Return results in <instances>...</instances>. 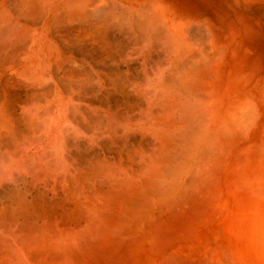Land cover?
<instances>
[{"label": "bare ground", "instance_id": "obj_1", "mask_svg": "<svg viewBox=\"0 0 264 264\" xmlns=\"http://www.w3.org/2000/svg\"><path fill=\"white\" fill-rule=\"evenodd\" d=\"M115 2L0 0V264H264V92Z\"/></svg>", "mask_w": 264, "mask_h": 264}, {"label": "rangeland", "instance_id": "obj_2", "mask_svg": "<svg viewBox=\"0 0 264 264\" xmlns=\"http://www.w3.org/2000/svg\"><path fill=\"white\" fill-rule=\"evenodd\" d=\"M110 1L112 3L115 1H124L127 7L139 11H150L152 8L160 11L164 16L172 20L173 26H171L170 29L173 33H175L177 29L184 30V39L182 40H184L183 42H185L187 46L188 44L192 46V44L195 43L193 46L196 48L197 46H205L209 50H212V46H214L215 50L221 52L217 54L218 56L216 58H221L226 69L233 68L235 73L239 74L238 79L242 87H248L250 90L256 89L259 91L262 89L261 91L264 92V0H109V3ZM113 6L116 8L115 4L111 6L110 3L109 8L114 9L112 8ZM119 6L120 4L118 7ZM187 35L190 36L186 38ZM129 36L128 34L126 40L131 39ZM114 42L115 41H111V46L114 47V49L111 48L112 51L116 48V50H118V43ZM126 43L129 44L128 41ZM153 46V50L150 48L149 51H151H148L144 57L145 61L148 58L149 62L147 60V63H149V66L156 67L157 62L159 63L164 58V53L157 45L153 44ZM158 49L159 51L157 53L156 50ZM0 50V57H2L4 52L2 49ZM44 53L47 54L46 48L42 51L41 56L47 57ZM150 54L152 55L149 56ZM160 58L161 60H159ZM36 59L37 57L35 56V60ZM128 60L132 62H130V64L128 62L126 63L129 65L128 67L135 69L134 72L132 68L129 69V73L133 72L131 74L133 75L136 72L135 75H142V71H139L141 70L140 68H142L141 64H139L141 58L138 59V61ZM112 63L114 64L115 62ZM68 64H70V66H67ZM71 64L73 67L76 66L74 62H70L65 65V68L71 69ZM113 64L110 63L109 65L111 66ZM136 65L137 67L135 68ZM136 70L141 73H138ZM64 81L67 82L68 80L62 79L61 82L59 80L60 85L63 84L62 87L64 88L69 89L70 85H74V83L70 84L69 81L67 82L68 85ZM47 84L45 86H47ZM23 88H28L27 90L30 91L31 87L22 85L21 90L25 91L26 89ZM24 93L21 97L24 95L22 98L27 100L30 96H26ZM103 98L104 97L100 100L101 104L105 101ZM10 106H14V102L10 103ZM15 124L13 131L15 134L17 132V135H19L23 130V125L17 123L16 125L19 124L20 126H16ZM19 129L21 130L18 131ZM7 138L8 137H3L0 143L1 154L4 152L5 146L8 147L10 146L9 144H12V140ZM7 143H9L8 146L5 145ZM85 148L86 147H80L74 151L75 155L79 156L80 154L83 159L82 162H84V160L86 162L87 160L84 158L86 157V152H84ZM79 149H81V151H79ZM0 158H3V156H0Z\"/></svg>", "mask_w": 264, "mask_h": 264}]
</instances>
